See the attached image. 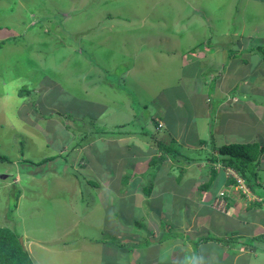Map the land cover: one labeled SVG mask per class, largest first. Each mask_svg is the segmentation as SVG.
<instances>
[{
  "label": "rangeland",
  "instance_id": "374dc122",
  "mask_svg": "<svg viewBox=\"0 0 264 264\" xmlns=\"http://www.w3.org/2000/svg\"><path fill=\"white\" fill-rule=\"evenodd\" d=\"M47 13L46 19L43 16ZM143 22L149 24L145 30L140 28ZM148 31L159 35L157 46L176 53L141 49L143 43L139 42L146 40L141 34ZM249 41L251 46L246 48ZM196 45L197 51L203 45L202 51L210 52L204 60L211 67L206 74L187 81L182 75V57L186 55L183 51ZM250 48L261 58L256 63L264 67V0H0V154L7 157L0 159V226L22 234L36 264H145L156 257L160 264H178L182 262L181 248L189 250L184 252V264H264V254L259 256L252 249L239 247L233 255L228 246L219 242L202 243L196 257L193 240L175 237L169 247L171 242L160 237L171 228L170 235L188 233L195 239L211 229L224 237L241 234L245 241L258 236L252 240L264 246V202L263 210H257L258 217L249 220V208L261 198L244 185L234 169L216 165L219 175L203 204L194 203L199 200V192L190 187V182L198 186L210 180L214 167L210 158L213 154L221 156L218 147L229 144L217 135V127L223 125L216 119L217 108L223 104L221 97L213 98L212 112L206 109L212 118L205 117L206 131L200 133L207 141L205 148L201 141L194 140L202 117L196 109L208 89L213 94L215 82L209 88L213 78L223 94L228 92L225 97L239 93L244 78L251 82L248 86H264V68L254 71ZM233 59L241 68L249 67L253 76L227 74L234 69ZM182 84L186 85L175 89ZM43 85L45 94L33 95L38 96L35 105L30 98L21 99L17 94L21 87L34 89ZM164 95L169 100V114L162 110L164 98L160 99L162 106L156 102ZM134 96L141 109L140 120ZM177 97L186 100L176 103L172 98ZM246 99L243 95L238 103ZM254 115L261 121L258 129L264 130L263 115L255 111L253 121ZM160 116L165 123L160 126L158 121L160 128H156L151 120H159ZM229 118L234 123L236 116ZM145 119L149 122L147 128L157 134L115 140L98 137L84 147H73L82 136L83 122L102 129L127 125L139 132ZM135 120L139 123L135 124ZM241 120L243 126L238 124V130L233 131L232 140L237 142L231 143H246L254 132L248 128L249 119ZM178 124L185 127L175 126ZM167 131L181 140L182 146L174 147L183 154L182 160L177 165L170 158L165 160L169 169L165 168L157 183L151 182L149 175L142 179L143 184H152L155 193L147 197L136 192L142 201L155 196L156 210L147 211L143 204L131 208L133 204L130 207L125 203L128 214L121 222L117 197L131 189L123 191V183L118 180L131 167L137 166L139 174L146 173L152 156L159 155L154 135L161 138ZM185 142L187 146L194 145L190 148ZM109 146H118L121 153L117 170L113 168L106 174L99 170L102 163L96 162L93 150L97 155L101 151V159L107 158L113 167L118 157L116 151H108ZM186 158L198 161L193 160V167L183 171L181 166L189 163ZM258 172L256 182L264 193V155ZM231 177L240 184H228ZM88 178H95L102 187L87 183ZM19 189L23 196L18 199V208L10 212ZM178 192L184 194L183 198ZM224 192L234 202L230 209L226 199L219 197ZM187 196L193 198V203L184 199ZM131 213L134 216L128 217ZM145 238L152 242L148 248L128 251L130 244L147 245ZM238 242L243 240L238 238ZM117 255L122 258L120 262Z\"/></svg>",
  "mask_w": 264,
  "mask_h": 264
},
{
  "label": "trees",
  "instance_id": "16d2710c",
  "mask_svg": "<svg viewBox=\"0 0 264 264\" xmlns=\"http://www.w3.org/2000/svg\"><path fill=\"white\" fill-rule=\"evenodd\" d=\"M49 14H44L43 17H45L47 19V16ZM61 19H62V14L60 13ZM64 17V16H63ZM147 23H140V28L142 30H145V28L147 27ZM52 32L51 30H48V33ZM54 32H57L54 30ZM80 34H83L82 32H80ZM141 36L146 39V40H141L139 43H143V46H141V49H146L148 50H154V52L152 53H156V52H160V53H165V52H169V53H176V50H170V49H162L161 46H157V38L159 37V35H155L151 32H147V33H142ZM200 47H203L200 46ZM192 51L197 50V45L194 46L192 49ZM191 51V52H192ZM234 50H232L233 53ZM189 52V51H188ZM43 87H45V85L42 86V88L39 86L37 88L34 89H30V88H23L21 87L19 90L17 89V94L19 95V98H30L31 101L30 103H34V105L37 102V95L33 96L34 93L35 94H39V95H43L45 94V91H43ZM120 87V86H119ZM122 88V87H120ZM181 86L176 87L175 89H180ZM39 89V90H38ZM124 89V88H122ZM174 89V88H173ZM126 91V90H125ZM128 92V91H127ZM170 92V91H169ZM41 93V94H40ZM129 93V92H128ZM182 94V92H181ZM41 95V96H42ZM45 97V96H44ZM40 98V97H39ZM38 98V99H39ZM135 100L136 97L134 96ZM25 101V100H24ZM135 109L137 110V119L140 120L141 118V109L140 106L136 100V102L134 101L133 103ZM147 107V105H146ZM152 113L149 114L148 118L150 119V115ZM72 120V118H71ZM138 120H135L134 123L138 124ZM163 120L162 117L160 116L159 120L155 118H153L151 120V123L153 125H155L156 128H160L159 127V122ZM81 121V120H78ZM145 125L140 124L142 127V130L137 132V130H131V128H126L125 125L119 126L117 125L116 129H111V128H107L105 127V129L102 127L100 128H96L94 127V123H91V126H89V128L87 129V125L86 122H83V128L84 130L82 131L80 136V139L76 140L75 145L73 146L74 148L76 147H84L86 144L90 143V141H92V138H98V137H104V138H110V139H118V138H122L125 136H137V137H148V136H152L153 134H157L154 133L153 131H151L152 129H148L147 125L149 124L148 119H145ZM73 122H76V119L73 120ZM166 136H165V135ZM164 134H162L161 138L157 137L154 135L155 138V146L158 149V154H155L154 156H152L151 160H150V165L149 167L151 169H155V170H159L161 168V166H163V164H166L165 160L170 158V162L177 164L180 163V161L182 160L183 154L174 147V145L177 146H182V143H180L176 136L172 135L170 133V131H167V133L165 132ZM95 135H97L95 137ZM150 140V138H148ZM118 140H116L115 142H117ZM201 142H206L205 140H202ZM153 145V144H152ZM120 146V145H118ZM118 146H109L111 149H108V151L114 150L117 153V157L115 158L116 163L115 165L113 164V167L111 165H109L107 163L106 160H108L107 158L105 159H101L103 156L97 153V150H93V156L96 157V159L98 161V163H102V165L100 166V171H104L106 174L107 173H111L112 170H114L113 168H115V170H117V164L119 161V153H121V148H119ZM215 146V145H214ZM217 148V147H215ZM105 153V152H104ZM218 153L221 156H218L216 154H213L212 157L210 158V162L213 163L214 167H212L211 169V176H210V180L205 181L202 185L197 187V191L199 192L198 195H200V198L202 199L203 195L205 196L207 192H210L209 190L212 189V185L213 182L217 179L218 175H219V169L216 168V165L219 164L222 167H228L231 169H234L239 177H241L245 184L254 192L256 193L261 200L260 201H255L251 207L249 208V213L247 215L248 219L251 220V218L253 217H258V212L257 210H263L261 209L263 207V202H264V193H262L258 188H261V184H257V179L259 172H258V164L259 161L261 160V156L264 155V143H260L257 141L254 142H246V143H230V144H225L222 146L218 147ZM134 155V154H133ZM7 158L5 155H1L0 154V159H5ZM135 158H133V163L135 164ZM187 162L192 163L193 160L194 161H198L195 158H190L187 159ZM132 162V161H131ZM42 163V162H39ZM185 163V162H184ZM188 166V165H186ZM129 167V166H128ZM186 167H183V169H185ZM117 172V171H116ZM154 176L157 175V171L156 173H153ZM100 176V174H99ZM39 177V176H38ZM102 177V176H101ZM147 174L145 172H143L142 174L136 172L133 170V167H131V170L129 173H127L126 175H124L122 177V190H129V189H136L138 190L140 193H142L143 196H147L149 197L152 193V189L153 186L150 184H146V183H142V179L146 178ZM133 181V183H130V181ZM87 183H93L96 187H101V184L99 183V181H97L95 178H88L86 180ZM228 184H234L237 185L238 184V180L236 178L231 177L230 179H228ZM219 189V188H218ZM217 189V190H218ZM22 194V191L19 189L16 192V200L13 202V204L11 205V210L10 212H13L14 210H16L19 206V201L18 199L20 198V195ZM140 196H138L137 198H139ZM219 197H223L227 200V206L228 208L232 207V205L234 204L233 200L231 199L232 197L229 196V194L227 192H224L223 195H219ZM119 199V203L123 206L122 209H125V203H123L122 201H125L124 199H120L119 197H117ZM191 200H193V198L189 199V203H193ZM194 203L196 205H198V202L193 200ZM204 201V200H203ZM154 201L152 199H149L148 201H143V207L146 208V210H156V207L154 206ZM150 206V207H149ZM154 206V207H153ZM251 209H254V211ZM126 213V212H125ZM123 215H127V214H123ZM254 218V219H255ZM124 220H126V217L124 218ZM138 221V220H137ZM139 223V222H137ZM143 225V224H142ZM142 225H140L142 227ZM175 226V225H174ZM165 231V230H164ZM162 232L163 233V237L161 240H166V239H170V237L172 238H181L184 237L186 238L187 241L191 242V240L194 241L196 247L194 248L193 252L195 253L196 257L199 255L200 252V245L203 243H210V242H219L221 243L224 247L228 246L229 250L231 249V253H233V255H236L239 250H237L236 248L242 247V248H247V249H252L253 253H256L259 256H263L264 254V246L263 247H259V245L253 240H255L256 238H259L258 236H254V238H251V241H245L243 239V236L241 234H239L240 236H229V237H224V236H220L218 233H216V231H212L211 229H208L206 232H204V234L199 235V237L197 238H192L190 236V234L188 233H183L182 235L176 236V235H170V231H172V229H166V232ZM232 233V232H231ZM20 237H21V233L17 232L14 229H11L10 227L7 226H0V264H36L34 261V258L32 256V254L27 250L25 243L23 244L20 241ZM238 238H241L243 240V242H238ZM245 238V237H244ZM147 239V245H143V243L141 242L139 245L138 244H130L128 251L132 252L134 250V248L137 247H141L143 249L148 248L147 246H149L150 240L149 238H145ZM144 239V240H145ZM250 239V238H249ZM253 239V240H252ZM178 240V239H176ZM237 240V241H236ZM263 241V240H262ZM263 245H264V241H263ZM123 248H126V245H122ZM128 247V246H127ZM185 248H187L185 246ZM185 251H189V250H183V248H181V255H180V260L182 262L178 263V264H184L183 261H185V258L183 257L185 255ZM119 256V255H117ZM120 258V256H119ZM120 261V260H119ZM186 264V262H185ZM191 264H196V261L191 262Z\"/></svg>",
  "mask_w": 264,
  "mask_h": 264
},
{
  "label": "crops",
  "instance_id": "0c3cea01",
  "mask_svg": "<svg viewBox=\"0 0 264 264\" xmlns=\"http://www.w3.org/2000/svg\"><path fill=\"white\" fill-rule=\"evenodd\" d=\"M194 45L196 44V43H193ZM256 44H258V43H256ZM251 46V41H249L248 42V45H247V47L246 48H249ZM188 47H186V52L185 51H183V53L184 54H186L184 57H182V75H183V77L184 78H186V80L188 81L189 79H192L193 77L195 78V77H198V76H201V75H203V74H206L207 73V69L209 68V67H211V66H208V64L206 63V61L205 60H207V58H208V56H210V52H208L207 50H205V51H202V48L203 47H200V50H195V51H192L191 49H190V46H189V48L187 49ZM227 47L226 46H224V50L226 49ZM246 48H245V50H246ZM189 51V52H188ZM192 51V52H191ZM234 52H235V50H234ZM248 52H251L252 54H251V56H253L254 57V59H255V61H254V63L253 64H251V66H252V68H255L254 69V71L255 70H259V71H261L260 70V67L263 69L264 67H263V64L262 65H260L261 63H259V64H257L256 62L258 61V60H260L261 58L260 57H257V56H255L256 55V53H254V52H252L251 50H249ZM223 53H224V55L225 54H227V52H225V51H223ZM150 54V53H149ZM181 56H183L182 55V52H181V50H180V53H179ZM255 54V55H254ZM187 55H188V57H187ZM216 56V55H215ZM217 57V56H216ZM205 59V60H204ZM231 63L233 64L234 63V69H231L230 68V70L228 71V72H226V71H224V72H226L227 74L228 73H230V75H232L233 73H235V74H237L238 75V73H239V76L240 77H244L245 75H248L249 77L251 76L250 74H252V76H253V73H251L252 71L249 69V67H243V68H241L239 65H238V63H237V60L236 59H233L232 61H231ZM232 66V65H231ZM131 69H127L126 71H130ZM212 70H215V68H213ZM223 70H224V65H223ZM223 70H222V72H223ZM125 71V72H126ZM253 71V72H254ZM223 72V73H224ZM237 72V73H236ZM225 74V73H224ZM254 77H256V78H258V76H254ZM221 80H222V76L221 77H219ZM241 80V79H240ZM239 80V81H240ZM259 80V79H258ZM238 81V82H239ZM214 82H215V85H214V87H213V84H214ZM243 82L245 83L243 86H242V88H241V91L239 92V93H237L238 91H236V93L235 94H232V96H231V94H230V91H229V97H225L226 95H227V93L226 94H223V92H222V90H220V86H219V84H217V80L215 79V78H213V83L212 84H210L211 86L209 87L210 89L213 87V90H212V93L213 94H209L210 93V90L208 89V94L207 95H204V97H205V99H204V101L200 104V105H198V107H197V109H196V113L199 115V116H202L201 117V121H200V128L199 129H196L197 130V134H198V137H195L194 138V140H197V141H202V140H205L204 138H202L201 137V134L200 133H202V135H203V131L205 130V125L203 126V122H205L204 121V119H205V117H208V119H209V115H210V119L212 118V114H209L208 115V112L206 111V109L209 111L210 109H211V112H212V110H213V106H212V101H213V98L215 99V98H220V99H222V102H223V104H222V106L221 107H219V108H217V117H216V119L218 118V124L220 125L221 124V122H223V125H220L219 127H217V129H218V131H217V135H221V139H224V140H227L228 141V143L230 144L231 142H237V140H235V141H233L232 139H235L234 137H233V131H235V130H238L236 127H237V125L238 124H242V126H243V121L241 120L242 119V117H244V118H246V119H249V122H248V128L251 130V131H254L253 133H251L250 135H249V137L246 139V141L247 142H254V141H257V142H260V143H264V130H259L258 129V124H260V120H259V117L257 116V115H254V117H256V121H253L252 120V118H251V115L255 112V111H259V112H261V114L263 115V117H264V111H262V107L264 106V86L263 85H261L260 83L259 84H253L252 86H248V84L249 83H251V82H248V79H246V78H244L243 79ZM237 83V82H236ZM184 85H186V84H182L181 85V87L182 86H184ZM229 85V84H228ZM235 85V84H234ZM233 85V86H234ZM255 85H259L258 87H255ZM261 85V86H260ZM231 88H232V86H231ZM230 88V89H231ZM237 88H240L239 87V85H237ZM227 89H229V86H227ZM186 93H188V90L186 89L185 90V95H186ZM222 93V94H221ZM232 93H233V91H232ZM170 95H171V93H168V97H170ZM183 97H185L184 95H183V93L181 94ZM243 95H245V97L247 98L245 101H243V102H241V103H238V102H240L241 101V99L243 98ZM180 98V97H177V98H172L173 100H175L176 101V103H178L179 101H183V100H186V98ZM164 98V101H163V103H165L164 105H163V108L164 109H162L163 110V113H165V114H169V111L167 110V108H168V103H169V100H168V98L167 97H165V95H164V97H160L159 99H157L156 100V102L158 103V104H160L161 105V102H160V99H163ZM208 98H210V102L208 103V102H206V100L208 99ZM228 98H235V102L233 101H231L230 99L228 100ZM172 101V100H171ZM162 103V104H163ZM162 106V105H161ZM232 115H234V117L236 116V119H235V121H234V123H231L230 122V116H232ZM215 119V118H214ZM168 120V119H167ZM161 122H164V121H162L161 120ZM165 123V122H164ZM184 123H186L187 124V122H184ZM209 122H207V124H208ZM207 124H206V126H207ZM166 125H168L169 127H170V125H169V123H167ZM175 126H178V127H185V125H182V124H178V125H175ZM230 126H232V127H230ZM255 127V129L254 130H252L253 128ZM241 128V127H240ZM206 129H207V127H206ZM201 131V132H200ZM206 131V130H205ZM231 131H232V133H231ZM259 133V134H258ZM182 138H185L184 137V135H182L181 136ZM177 138V140L180 142L181 140L178 138V137H176ZM187 138V137H186ZM230 140V141H229ZM186 141H187V139H186ZM206 141V140H205ZM207 142V141H206ZM206 142H201L202 144V147L203 148H205L204 147V145L205 144H207ZM188 145V143L187 142H185V146H187ZM192 145H194V144H191V146H187V147H192ZM214 145H215V143H214ZM193 163L194 162H192V163H188L187 165L188 166H186V168L183 170V171H186L187 170V168H191V167H193ZM197 164V163H196ZM175 165H177V164H175ZM180 166V165H179ZM182 168H183V166H181ZM134 168V167H133ZM165 168H166V170H168L169 168H167L166 166H165V164H163V166H161V168L159 169V170H155V169H149L147 172H146V174L147 175H149L150 177H151V182L153 181V180H156V183L158 182V180H159V178H161V173L162 172H165L166 170H165ZM136 169H137V166L134 168V171H136ZM156 171H157V175L156 176H154L153 175V173H156ZM151 172V173H150ZM163 174V173H162ZM112 179V178H111ZM118 180V179H117ZM118 182L119 183H121L122 184V177L118 180ZM191 184H190V187L191 188H193V187H195L196 189H197V187L198 186H200V185H202V184H200V185H196V186H194L192 183L193 182H190ZM120 184V185H121ZM197 184V183H196ZM232 184V183H231ZM230 184V185H231ZM150 185V184H149ZM152 185V184H151ZM237 185H239V183L237 184ZM156 186V185H155ZM102 187V186H101ZM106 188H107V186H106ZM247 188H249V187H247ZM117 190H119V186H118V188H116ZM250 189V188H249ZM153 190H154V188L152 189V192H153ZM176 190H179L178 188H176ZM198 190V189H197ZM251 190V189H250ZM137 190L136 189H132L130 192H128V193H126V197L125 196H121V198H120V196H118L120 199H127V204L131 207V204H133V207H131V208H140L139 206L141 205V204H143V201H142V199H141V197H139V198H137L139 195V193L138 192H136ZM252 191V190H251ZM170 192H172V190L170 191ZM253 192V191H252ZM153 193H155V192H153ZM179 193V198H183V196L182 195H184L183 193H181V192H178ZM254 193V192H253ZM152 194V193H151ZM206 194H208V192L206 193ZM255 195H257L256 193H255ZM22 196H23V192H22ZM258 196V195H257ZM259 197V196H258ZM205 197H204V195H203V197H202V199L200 198V195H199V200L197 201L198 203L200 202L201 204H203L204 202H206L205 201V199H204ZM154 199H156L155 198V196H154ZM153 199V201H155ZM184 199H190V198H188V196L187 197H185ZM182 200V199H181ZM204 200V201H203ZM123 203H125V201H122ZM120 204V203H119ZM122 205L120 204V211L122 212H120L119 213V218L121 219V222H122V220H124V218H125V216L123 215V214H128V212H126L125 213V209L123 210L122 209ZM228 207V206H227ZM230 209V208H229ZM150 211H153V209L152 210H150ZM134 216V214H130V216H128V217H133ZM136 223H137V221H136ZM138 224V223H137ZM262 230V229H261ZM163 235V233H161V238L163 237L162 236ZM171 239H173L172 237H170V239H166V240H163V241H168V242H171L170 240ZM156 240H158V239H156ZM156 240H154V241H156ZM163 241L162 242H160L159 244V246H161V244L163 243ZM174 241H176V239L174 240ZM95 243H97L96 245H98L99 243L98 242H95ZM172 244H174V243H169L167 246H169V247H171L172 246ZM175 244H177V243H175ZM108 247V249L110 248L109 246H107ZM121 247H123V246H121ZM146 249V248H145ZM149 252H153V250H151V251H149ZM116 253H117V251H116ZM118 253H120V252H118ZM118 258H119V256H117ZM154 257H156V256H154ZM122 260V258L120 257L119 258V260ZM120 262V261H119ZM145 264H160V261H159V257L157 258H153L152 259V261L151 260H147L146 262H145Z\"/></svg>",
  "mask_w": 264,
  "mask_h": 264
},
{
  "label": "clouds",
  "instance_id": "9594fccd",
  "mask_svg": "<svg viewBox=\"0 0 264 264\" xmlns=\"http://www.w3.org/2000/svg\"><path fill=\"white\" fill-rule=\"evenodd\" d=\"M256 46H258V45H256ZM249 50H251L252 51V48H250ZM248 50V51H249ZM216 79V78H215ZM161 122V121H160ZM67 126H69V125H67ZM160 126H162V122L160 123ZM196 162V161H195ZM5 176H7V175H5ZM243 180V179H242ZM238 183L240 184V182H239V180H238ZM243 183H244V185H246L245 184V182H244V180H243ZM246 187H248L247 185H246ZM221 195H223V193L221 194ZM225 199V198H224ZM227 201V200H226ZM20 238H22V241L24 240V238H23V236H22V234H21V237ZM23 244H24V241L22 242Z\"/></svg>",
  "mask_w": 264,
  "mask_h": 264
},
{
  "label": "water",
  "instance_id": "95a60500",
  "mask_svg": "<svg viewBox=\"0 0 264 264\" xmlns=\"http://www.w3.org/2000/svg\"><path fill=\"white\" fill-rule=\"evenodd\" d=\"M3 177H5V175H3ZM20 241L23 242V241H22V238H20Z\"/></svg>",
  "mask_w": 264,
  "mask_h": 264
}]
</instances>
